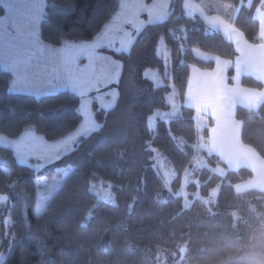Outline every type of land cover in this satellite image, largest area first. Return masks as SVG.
I'll return each mask as SVG.
<instances>
[{"label": "trees", "instance_id": "trees-1", "mask_svg": "<svg viewBox=\"0 0 264 264\" xmlns=\"http://www.w3.org/2000/svg\"><path fill=\"white\" fill-rule=\"evenodd\" d=\"M199 3L201 0H193ZM237 10L235 27L252 44L259 43V22L254 14L260 0H219ZM148 2H151L148 1ZM185 0H172L169 17L148 23L135 37L128 52L102 48L122 63L116 87L118 97L110 109L92 104L99 128L79 139L75 151L63 155L36 174L18 164L12 150L0 147L10 161H0V190L20 180L26 197L29 224L23 214V198L9 197L11 224L3 228L0 264H156L163 251L187 249L190 264H239L237 256L251 241L262 223L264 193H238L236 185L253 176L248 168L232 170L216 155L202 150L208 167L194 174L198 184L189 186L203 198L218 188L215 201L193 199L189 207L175 195L186 170L197 155L199 134L195 111L184 105L192 67L211 70L213 61L195 56L193 50L233 61L232 42L199 15H189ZM120 0H46L40 24L42 39L54 46L70 42H92L111 23ZM163 42L169 52V67L160 54ZM155 69L163 82L157 85L145 71ZM234 69L228 71L233 83ZM12 75L0 64V135L18 138L29 127L49 141L72 133L82 122L80 97L64 90L33 96L9 91ZM242 83L261 88L260 82L244 76ZM175 89L181 113L169 121L158 119L155 129L149 118L156 111L171 109L168 94ZM242 123V141L264 158V104L258 110L236 108ZM212 122H210L211 124ZM203 135L208 137L209 128ZM155 150L174 168L173 192L165 187L155 166ZM226 169L221 176L211 168ZM68 174L40 214H36L37 178ZM110 184L113 202L99 200L92 185ZM236 215L240 220L236 219Z\"/></svg>", "mask_w": 264, "mask_h": 264}, {"label": "rangeland", "instance_id": "rangeland-1", "mask_svg": "<svg viewBox=\"0 0 264 264\" xmlns=\"http://www.w3.org/2000/svg\"><path fill=\"white\" fill-rule=\"evenodd\" d=\"M148 1L150 0H120V9L113 18L114 20L111 21L94 41L78 43L66 41L59 46L47 43L41 37L40 24L45 13L46 0H24L26 6L21 5L10 13L6 12V9L0 7V16L7 17L0 22L1 67L12 75V81L23 78L32 85V87L28 89L20 90L17 88L10 92L39 97L56 94L64 90L72 91L81 99L79 110L83 117L80 125L72 133H75L85 122V111L95 123L99 125L92 109L93 101L96 100L104 109L113 107L118 97V90L116 87H105L117 83L122 70V63L112 56L101 52V49L106 48L116 52H128L135 37L142 31L145 25L148 23L161 22L169 17L171 11L170 3L172 0ZM246 4L249 6V3ZM184 8L189 15H194V13L197 12L198 14L195 15L203 17L212 29L217 28L209 21L217 22L221 17L225 20L230 17L234 23V17L237 14L236 8L219 0H201V3H197L193 0H185ZM36 15H39L40 18L33 29L32 19ZM33 30L36 35L35 37H30L29 34ZM109 42H111V44H109ZM82 44H98L101 46L90 49L93 53L91 58L83 53L75 56V53ZM159 50L160 54L162 53L164 58H166V65L169 67V52L163 42H161ZM193 52L195 54L197 50L194 49ZM11 64H15V71L10 69ZM117 64H119L118 80L112 77V82H108L106 76L115 72ZM145 75L157 85L163 82L162 76H160L155 69H147ZM12 81L10 87L12 86ZM71 81H77L82 84L83 87L74 90L71 86ZM96 81H102V83L97 85ZM81 91L84 92L83 96L79 94ZM167 100L171 105V109L156 111L149 118L150 128L155 129L158 119L169 121L171 118L181 113L182 104L178 99L175 89L168 94ZM82 104L84 105L83 109H81ZM208 120L209 118H206L202 114H198L195 117L200 141L197 146L198 153L192 166L184 173L181 188L177 192H173L171 186L176 176L174 168L155 150V166L163 176L166 189L173 192L175 195L181 196L184 199V206L187 205V207H189L193 199L196 198H200L203 202L209 204L215 201L218 193V188H215L210 192L209 197L203 198L199 191L192 192L189 188L192 182L198 184V180L195 179L194 174L199 172L201 168L209 166L206 158L202 155V150L209 154H213V152H209L208 144H206L205 140L206 137L203 135L204 129L208 126ZM21 136L24 137L23 143L25 145L29 147L35 145V150L29 155L27 163L22 165L31 166L36 174H42L46 166L55 163L65 155V153L61 151L58 159L57 150L51 147L65 137L55 141H49L43 135L38 134L33 126H29L18 138H9L19 140ZM32 137H39L40 139L33 140ZM82 137L84 136L77 137V142ZM75 145H73V147H75ZM0 147L12 150L13 154L15 153L14 148L11 146L4 147L0 145ZM0 161L8 169L10 168V161L6 154L0 153ZM211 169L221 176H224L226 173V169L222 167ZM68 171L67 169L64 172L63 177H45L41 175L37 178L36 214H40L47 206L68 174ZM257 175L255 179H252V176L245 182L236 185L237 192L244 193L248 190L262 191L259 188L261 186L258 180L259 175ZM19 187L20 180L18 179L9 186L7 192L0 190V194H7L8 196L10 195V197L14 194L22 196L23 214L26 223L29 224L27 215L28 203ZM49 189H51L50 192ZM92 190L96 193L99 200L113 202L115 199L110 184L105 185L100 183L92 185ZM262 192L264 193V191ZM106 194H109V198H105ZM6 202L0 205V244L3 238V228L8 229L11 224L8 211L10 201L8 203ZM256 216L262 225L254 231L250 243L237 256L231 258V261L239 264H264V213L256 212ZM236 219L240 220L239 216L236 215ZM186 251V247L184 248L183 246L179 249L163 251L158 257L156 264H190L189 257L186 256ZM1 260L2 256H0V261Z\"/></svg>", "mask_w": 264, "mask_h": 264}, {"label": "crops", "instance_id": "crops-1", "mask_svg": "<svg viewBox=\"0 0 264 264\" xmlns=\"http://www.w3.org/2000/svg\"><path fill=\"white\" fill-rule=\"evenodd\" d=\"M246 3H249V0ZM194 14L198 13L196 12ZM254 16L259 22V43L257 44L248 42L244 34L235 27L230 17H228L227 20L221 17L217 22L209 21L232 42L236 49L237 57L233 61H230L196 49L197 52L195 53V56H199L200 58H203V60L213 61L215 66L211 70L201 69L198 67L191 68L184 98V105L195 111V117L198 114H202L206 118H209L207 126L209 128V135L205 138L206 144L209 145L212 137L214 136L212 129H217L215 135L221 144V150L220 152L217 150H213L211 152L218 156L229 169L238 170L240 168H248L253 173L252 179H255L258 174V180L260 182L259 185L261 187L256 186L259 187L260 190L264 191V158L260 156V154L252 146L247 145L242 141V123L236 118V108L238 106H242L248 110H258L262 104H264V96L260 95L261 93H264V78H261L255 73H237L236 70L237 63L242 60L240 50H242L245 55L253 53V59L257 62L264 57V36L261 35V33L264 32V7L259 5ZM231 67L234 69L232 84L228 81V71ZM244 76L254 78L256 81L261 83L262 87L254 88L243 85L242 78ZM105 88H109V85ZM225 88L237 89L241 92L254 91L256 97L258 98V103L253 107H249L246 102L236 98L232 102V108L222 114L223 118L221 126L217 128V120L212 115L213 108L208 105L215 104L216 97L221 94ZM214 110L218 116L221 115L219 107ZM210 122L212 123L210 124Z\"/></svg>", "mask_w": 264, "mask_h": 264}, {"label": "snow or ice", "instance_id": "snow-or-ice-1", "mask_svg": "<svg viewBox=\"0 0 264 264\" xmlns=\"http://www.w3.org/2000/svg\"><path fill=\"white\" fill-rule=\"evenodd\" d=\"M21 5L26 6L24 3V0H0V7L6 9V12H12L16 10L18 7ZM249 6H252V0H249ZM260 6L264 7V0H260ZM7 17L0 16V22H2L4 19ZM39 15H36L32 19V26L33 29L35 28L36 23L39 20ZM30 37H35L36 33L33 30L30 34ZM262 36H264V32L261 33ZM111 44V42H109ZM101 45H88V44H82L78 51L75 53V56H78L80 54H87L89 58L92 57L93 53L90 51V49H93L95 47H100ZM240 50V49H238ZM242 60L237 63V73L241 72H247V73H255L259 75L261 78H264V57H262L258 62L253 59V53H249L247 55L244 54L242 50ZM10 69L12 71H15V64L10 65ZM118 75H119V64L116 65V70L115 72L109 74L106 76V79H108V82H112V77H115L118 80ZM102 81H96V84H100ZM71 86L72 88L78 89L83 87L82 84H80L77 81H71ZM32 87L29 81L23 78H18L12 81V86L9 88V91H12L14 89H28ZM39 94V92H38ZM80 96L84 95V92L81 91ZM261 96H264V93L260 94ZM239 98L240 100L246 102L249 107H253L258 103V98L256 97L254 91H245L241 92L237 89H227L225 88L221 94H219L216 97V103L212 105H208L209 107L213 108L212 115L216 118L217 120V128L221 126V121H222V114L227 112L230 108H232V102L236 99ZM219 107V110L221 112V115H217L216 111L214 110L215 108ZM84 108V105H81V109ZM85 122L79 127V129L72 134L67 135L64 139L60 140L58 143L52 145L51 147L55 148L57 150V158L59 159V154L61 151H63L65 154H69L72 151H75L76 149L73 147L77 143V137L80 136H87L89 135L92 131L96 130L99 125L95 123V121L88 115V113L85 111ZM212 132L214 133V136L211 139L210 144L208 145L209 152L213 150H217L220 152L221 150V144L215 135L217 132V129L214 128L212 129ZM33 140H39V137H32ZM24 137L21 136L19 140L17 139H10L7 136L0 135V145H3L4 147L11 146L15 150V158L16 162L18 164H26L28 161L29 155L33 153L35 150V145L32 147H29L23 143ZM51 189H49V192ZM105 198H109V194H106ZM9 197L5 194H0V202H5L8 201ZM187 207V205H185ZM3 254L0 253V256Z\"/></svg>", "mask_w": 264, "mask_h": 264}, {"label": "flooded vegetation", "instance_id": "flooded-vegetation-1", "mask_svg": "<svg viewBox=\"0 0 264 264\" xmlns=\"http://www.w3.org/2000/svg\"><path fill=\"white\" fill-rule=\"evenodd\" d=\"M5 202H6V201H5ZM2 203H4V202H2ZM2 203H0V205H1Z\"/></svg>", "mask_w": 264, "mask_h": 264}, {"label": "water", "instance_id": "water-1", "mask_svg": "<svg viewBox=\"0 0 264 264\" xmlns=\"http://www.w3.org/2000/svg\"><path fill=\"white\" fill-rule=\"evenodd\" d=\"M5 195H7V194H5ZM8 196V195H7ZM0 203H2V202H0Z\"/></svg>", "mask_w": 264, "mask_h": 264}]
</instances>
